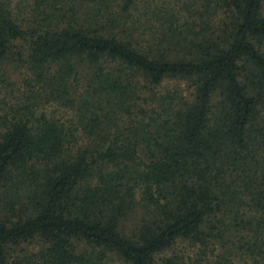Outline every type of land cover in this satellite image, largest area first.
Wrapping results in <instances>:
<instances>
[{"label": "trees", "instance_id": "1", "mask_svg": "<svg viewBox=\"0 0 264 264\" xmlns=\"http://www.w3.org/2000/svg\"><path fill=\"white\" fill-rule=\"evenodd\" d=\"M263 47L264 0H0V264H264Z\"/></svg>", "mask_w": 264, "mask_h": 264}, {"label": "rangeland", "instance_id": "2", "mask_svg": "<svg viewBox=\"0 0 264 264\" xmlns=\"http://www.w3.org/2000/svg\"><path fill=\"white\" fill-rule=\"evenodd\" d=\"M9 3V6L15 16L20 18H28L34 8L36 0H5ZM18 44V43H17ZM264 48V47H263ZM26 69L18 63H10L9 65L4 66V75L10 85H18L21 80L24 78ZM7 82L4 84L0 83V100L9 99V90L11 86H7ZM188 83L178 80H165L158 88L157 91L161 93L170 92L173 93L175 90H187ZM216 100V97H214ZM3 104H0V107ZM46 113L52 117L59 118L61 120H68L72 118V112L67 108L63 107L57 103H50L44 106ZM126 229L129 231L133 228V222H125ZM39 240H32L30 242L22 243L20 246L15 247L12 252V258L21 256L25 252H35L39 248ZM198 246H193L189 242L177 241L170 249L159 253L155 257L156 264H161L162 261L166 258L173 256H179V260H183L186 264H204L206 260L211 259L212 253L207 250L205 253ZM105 264H129L122 260L114 253H108ZM232 264H254L253 261L249 258H236L233 260Z\"/></svg>", "mask_w": 264, "mask_h": 264}]
</instances>
